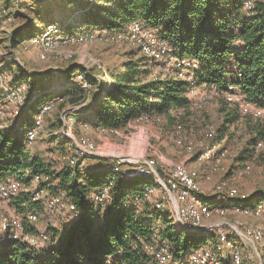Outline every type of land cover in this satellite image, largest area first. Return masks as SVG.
<instances>
[{
  "label": "trees",
  "instance_id": "1",
  "mask_svg": "<svg viewBox=\"0 0 264 264\" xmlns=\"http://www.w3.org/2000/svg\"><path fill=\"white\" fill-rule=\"evenodd\" d=\"M66 1L72 13L75 9H82L83 19L76 22L69 17L58 21L54 16V23H67L64 25L65 31L120 30L127 28L131 22H142L169 44L173 55L197 62L192 70V78L198 89H215L225 95L229 85H233L244 100L264 109V0L253 1V14L244 12L246 0ZM36 3L41 7L36 9ZM47 4L51 3L39 0L29 3L30 8L37 10V15L33 21L26 20L15 26L11 36L13 46L41 30L43 26L38 28L35 22L44 19L41 10L42 5ZM73 4L76 8L71 10ZM23 14L30 17L27 13ZM8 16L12 15H4ZM147 59L144 55L128 59L123 63L122 71L107 72L109 78L105 79L71 62L59 67L65 84L54 82V77L59 74L50 65L41 72H27L17 64L22 75L12 82L27 83L24 93L28 103L27 114L34 115L38 111L37 106H42L54 97L61 96L64 100L69 96L73 103L83 97V101L89 103L87 110L93 111L89 120L97 128H118L130 120L137 121L142 115H149L165 121L173 132L176 125L181 124L187 134L183 115L191 114L194 100L188 94L190 81L173 75L145 78L149 63ZM78 71L86 72L87 80L93 86L89 93L80 86L67 85ZM95 86L98 87L97 93L92 98ZM32 95L36 98L35 105L34 100L29 103ZM225 100V120L219 129L222 131L220 138L224 137L223 131L230 123L239 120L240 114L238 103L232 106L230 104L233 102ZM245 116L249 117L252 135L235 160L247 159L251 155L250 150L257 149L260 140L264 141V120L252 115ZM25 122V118H17V123L10 131L0 129V181L19 177L26 172L32 176L45 174L49 179L35 189H43L48 195L63 193L68 202L74 203L79 216L74 217L70 212L61 216L68 220V224L62 236L54 242L47 231H28L32 224L27 220H24V225L28 234L38 237L40 232H45L47 239L31 243L15 239L0 230V264H154L152 256L144 249V242L152 241L156 234L152 223L161 217L163 210L143 198L144 188L154 183L153 178L145 175L125 177L108 167L115 161L114 158L97 156L88 158L83 169H75L67 163L59 169L50 170L39 163L38 157L31 156L25 136L29 125ZM77 122L75 131L79 132ZM206 136L211 140L216 139L213 130L207 131ZM110 181L106 206L101 207L96 203L93 193ZM255 193L253 197H235V204L239 205L240 202L243 207L249 208L264 206V191L257 190ZM210 199L207 201L212 203ZM46 202V196L36 199L34 189H30L13 195L7 206L19 216L32 210L40 213L37 208L46 214ZM95 207L98 209L95 210ZM157 234L175 249V255L180 258L209 237L207 233L180 228L174 223L160 229ZM50 243L52 246L49 248Z\"/></svg>",
  "mask_w": 264,
  "mask_h": 264
},
{
  "label": "rangeland",
  "instance_id": "2",
  "mask_svg": "<svg viewBox=\"0 0 264 264\" xmlns=\"http://www.w3.org/2000/svg\"><path fill=\"white\" fill-rule=\"evenodd\" d=\"M31 1L32 0H0V129L8 131L14 128L15 122L17 123V118L20 120L25 118V123H28L30 126L25 130V132H27L29 128L34 126L38 114L42 111V106L40 105L37 106L38 111L34 115L31 113L27 114L25 112L28 106L27 102H25L26 106L21 111V106L18 104L19 102L17 99L10 96L8 94L9 92L7 93L9 86H15V89H22V87L26 88L27 86L26 82H19L17 84L12 82L16 77L18 78V75H22L19 74L20 70L17 64H20L27 72H41L45 69L44 67L48 65L55 71L54 69H58L63 65L76 62L86 67L88 72L92 73V75L102 77L104 73L102 68L108 73H117L122 71L125 61L131 58L136 59L143 55L140 48L126 38H122L119 41L115 39L104 41L101 35H97L84 44H78L67 41V34L64 33L56 34L57 32L51 31L46 35L44 33L46 27L57 25L59 29H64V25L67 24L65 23L62 25L60 23H54V16L61 20L72 17V20L76 22H81L83 19L82 9H75L76 6L73 4L70 6L71 10L75 9L72 13V11L68 10L69 8L66 0L54 1L55 3L50 2L51 4L42 5L41 11L44 19L41 22H35L38 28L43 26L41 30L30 38L23 39L17 46H13L11 36L15 26L24 23L26 20L33 21L35 15H37V10H33L29 6ZM96 1L100 2V0ZM35 5L36 9L41 7L37 3ZM253 6L250 8L245 7L244 2V12L246 14H253ZM23 13H27L30 17H26ZM6 14L12 16L4 17ZM87 30L100 32V29H86V31ZM108 30L110 32L115 31ZM63 31L69 33L65 31V29ZM26 41H32V46H25ZM147 60L149 63L146 66L148 70L144 75L145 78L173 75L183 79L180 77L179 71L173 69L171 64ZM58 74V76L54 77V82L65 84L64 79L61 78L62 72H58ZM96 87L97 86H95L92 92V98L97 93L98 87ZM199 91L210 92L209 98L206 101L198 102L197 96H194L191 114L183 115L184 113L182 112V115L185 116V118H183L185 131L189 135L184 133L181 124L176 125L173 132L171 126L163 120L160 121V118L155 120H139L138 118L137 121H128L124 126L110 129L105 128L102 130L103 127L97 128L92 120H89V118L92 117L90 116L92 110H87L89 103L88 101L84 102L83 97L79 98L76 103H73L69 96H66L64 100L62 99L63 97L58 96L49 100L52 102L51 107L42 112L41 122L38 126L36 137L30 143H28L26 139L27 146L31 156L38 157L39 163L50 170L59 169L61 166L66 165L67 162L64 156L68 155L71 150L74 152L73 146L75 144L70 137L65 135L66 127H64V124L66 119H71V115L73 114L74 121L76 122L78 120L79 122H77V128L80 129L79 132H76L75 126V137L79 134H85L94 141L96 145V154L90 155V157L97 156L104 159L114 158L115 161L109 164L108 167L118 162V169L123 172L129 167L136 168V164L142 162L144 159L151 158L154 159L155 166L158 167V170L164 169L161 166L164 163L168 165L172 163H174L172 165H183L189 171L193 168V171H198L197 178L199 185L202 186V194L205 200L211 198L210 200L212 203L208 200L210 204L220 203L219 206L223 207V211L213 208L211 216L202 219L200 226L204 227L205 230L204 232H198L207 233L209 237L199 246L213 241L220 242L218 238H215V234L218 233L219 229L212 226H203V221H205V225H235L240 229H223L225 236L221 238L222 243H220V245L224 247V251L220 255L219 262H217L219 264H233L231 257L232 251L233 249H237L243 255V264H264V244L261 243L264 242V210L263 214L260 215H256L252 212L246 213L243 209L239 208V205L243 206L240 202H238L239 205L235 204L237 203L235 197H245L246 195H251V197H253L257 190L264 191V141L257 149L250 150L251 155L247 159L235 160V157L246 147L247 141L252 135L248 121L249 117L245 115H252L254 118L264 120V109L255 106L251 112L246 114L239 108V120L230 123L227 129L223 131L224 137L220 138L219 135L222 131L219 129L225 120V111H223V107L226 102V97L224 93H218L217 91H210L203 88L199 89ZM32 97L29 99V103H31L30 100ZM75 97L79 96L76 95ZM33 104L35 105L37 102L34 100ZM234 104L236 103L234 102L230 105L235 106ZM15 105L18 107L17 111L20 112H18V116H16L17 112L15 111ZM34 110L35 108L33 111ZM227 110L229 111V109ZM13 111L14 113H12ZM24 112L26 114H24ZM74 114L78 115L76 116ZM84 117H86L87 120ZM179 125L180 130H178ZM211 130L216 133V139L214 140L206 136L207 131ZM182 137H187L190 142L186 141L185 143L183 141L180 143L179 140ZM218 149L226 150V157L219 168L214 173L210 174L208 178L206 177L207 175H205V170L210 163L211 152L203 157H200V155L208 150H211L213 153ZM90 157L85 159L84 167H86V163ZM245 164H248L250 167L246 168ZM123 173L125 174V172ZM19 177L22 179L25 178L24 180L28 178L27 181L29 185L26 182V187L29 188V190L34 189V193L37 191V189H35L37 185L49 179L45 174L32 176L28 172L25 174L21 173ZM222 180H226L227 184L223 193H221L222 196L219 197L215 190V186ZM45 196L47 197L46 214H44V210L37 208L36 210L40 212H37L38 220L32 222V225H29L28 231L33 233H37L39 229L40 231H47L52 242H54L62 236L66 224H68V220L63 219L61 216L71 211L67 209L59 211L57 208H51L52 206L49 205L50 195L44 192L42 198ZM158 199L159 196L154 193L149 199V202L152 201L156 204ZM159 209H162L163 212L160 214L161 217H157L156 221L152 223V227L156 232V234L153 235V241L159 239L157 232L168 225L174 223L177 227H182V223L177 218V214H175L176 212L174 210V213H169L170 209H167V207ZM48 210L51 215L47 214ZM20 217L21 216L12 213L8 206H6L5 218L7 221H15ZM243 226L247 230V234L246 232H241ZM248 229L261 231L263 239L252 241L248 234ZM0 230L3 231V228H0ZM29 235L31 238H36L35 240L38 238L37 236H31L30 233ZM44 235H46L45 239H47V234L45 232ZM31 238L28 237L27 239L30 240ZM48 246L50 248L52 243ZM189 253L185 254L182 258L179 257L178 261H176L177 264L183 263V261L187 259Z\"/></svg>",
  "mask_w": 264,
  "mask_h": 264
},
{
  "label": "bare ground",
  "instance_id": "3",
  "mask_svg": "<svg viewBox=\"0 0 264 264\" xmlns=\"http://www.w3.org/2000/svg\"><path fill=\"white\" fill-rule=\"evenodd\" d=\"M254 0H246L245 1V7H251L253 5ZM66 25V24H65ZM147 25H145L142 22L134 21L131 22L127 28L120 30H115L114 32H110L108 29L100 30V32L96 31H89V30H77L74 33L69 32L65 33L63 28L59 29L56 26L50 25L46 27V30L44 33L48 35L51 31L57 32L56 34H67L66 40L73 43L78 44H84L85 42L91 40L97 35H101L102 39L104 41H109L110 39H115L119 41L122 38H126L129 41H131L133 44H136L143 55L147 57L151 61H155L158 63H169L171 64L172 68L179 71L180 77L183 79H187L190 81V87L188 94L192 97L197 96L198 102L206 101L209 96L210 92H203L198 93L197 85L195 81L192 78V70L197 66V62L191 58H179L171 53V48L169 44L162 39L158 34L152 29H148ZM152 37V44L150 46V39ZM104 71L102 77L109 78V74L107 71L102 68ZM1 75V73H0ZM67 85L69 86H80L83 90L86 92H90L92 89V84L89 83L87 80L86 72L78 71L74 78H72ZM25 87L17 88L15 89V86H9V91L7 90V93L10 96H13L17 99L19 102L18 104L21 106V111L26 106L25 99H24V93H25ZM216 92V90L214 89ZM23 93V94H22ZM225 97L227 101L229 102H235L239 103V108L245 112L246 114L251 112L253 108H255V105L252 103L246 101L243 99L242 95L238 93V91L235 90V87L233 85H229V88L227 91H225ZM35 99L34 97L31 99ZM52 102L47 101L42 105V111L40 114H38V117L35 121L34 126L29 128L26 132V139L28 143L32 142L37 133L38 126L41 122L42 112L48 110L51 107ZM15 111L17 112V115L20 113L17 111L18 107L17 105ZM91 106V105H90ZM19 112V113H18ZM93 112V111H92ZM14 113V111L12 112ZM72 114V113H71ZM73 115V114H72ZM71 115L72 121L68 124V130L65 128V135L70 137L74 142V152H70L68 155H65L64 158L66 159V162L79 169H83L84 167V161L87 157H90V155L96 154V145L92 139L88 135L85 134H79L78 136L74 135V129L76 126V122L74 121L73 116ZM69 118V117H68ZM139 119H150L155 120L159 119V117L155 116H149V115H142ZM64 127H66V122L64 124ZM105 128H102L104 130ZM178 130H180V125L178 126ZM187 137H182L179 141L182 143L183 141L186 143L188 141ZM190 142V141H188ZM263 141H259L257 144V147L261 146ZM179 143V144H180ZM72 144V143H71ZM181 145V144H180ZM84 147V148H82ZM211 152V158L210 163L205 170L206 177L209 178V175L214 173L219 166L221 165L222 161L226 157V150L218 149L217 151L213 152L211 150H208L200 155V157H203L205 155H208V153ZM149 162L152 164H155L154 159L148 158L144 159L142 162L135 165L134 167H129L125 169V174L122 171H119L118 169V162L110 165V168H114L115 172L122 173L125 177H133V176H139V175H145L153 178L154 183L152 185H148L144 188V199H150L151 196L156 193L157 196H159L158 202H156L157 208L167 207V209H170V212H173V210L177 214V218L182 223V227L184 229H188L191 231H199L194 229V227H202L200 226L201 221L204 217H210L213 211V208H217L220 211H223V207L219 206L218 204H210L207 200H205L204 196L202 195V186L199 185L198 181V171H191L187 170L186 167L183 165H168L164 163L161 165L164 169L158 170V171H148L149 169ZM157 163V162H156ZM112 166V167H111ZM161 167V168H162ZM250 166L247 164L246 168H249ZM135 169V170H130ZM170 169L173 170V174L177 177H181L186 182H189V185H179L177 187L171 188L167 181H169L170 177ZM207 178V179H208ZM211 178V177H210ZM110 183H106L103 185L98 191L94 192V199L96 203H99V206L105 207L106 201L108 200L109 196V186ZM226 180H222L215 186V190L218 193L219 197L222 196L221 193H223V190L226 187ZM29 190V188L26 187V181L20 177L13 176L6 180L0 181V228H3V231L7 234H9L11 237L15 239H24L28 240L27 238H31L30 235L25 232V225L24 220H27L29 223L35 222L38 220V213L36 211H28L25 214H23L20 218H18L15 221H7L5 218V208L7 206V202L9 199L16 195L17 193ZM45 190L43 189H37V191L34 193V198L40 199L44 195ZM221 192V193H220ZM184 193H186V196L190 197V200L187 199V197L184 196ZM49 205H51V208H57L59 211L62 210H70L72 216L77 217L79 216V211L75 208V205L73 202H68L66 198L64 197V194L61 193L59 195H50L49 197ZM215 205V206H213ZM98 207V206H97ZM95 207V210L98 208ZM264 206H257L253 208L249 207H243L239 206V208L243 209L246 213L252 212L256 215L263 214V211H261V208ZM166 209V208H165ZM263 210V208H262ZM49 211V210H48ZM48 215H51L50 211L48 212ZM174 213V212H173ZM172 213V214H173ZM183 213L184 216L188 217V222L184 216L181 214ZM174 214V215H175ZM173 216V215H171ZM176 218V220H177ZM208 228V227H206ZM17 229H19V232H16ZM248 234L250 235L252 241L254 240H262L263 235L261 231H255L253 229H248ZM225 233L223 230L218 231L217 234H215V238H218L220 242L213 241L208 244H204L201 246H198L194 250H192L187 259L183 261L181 264H219L220 255L224 251V247L220 245L222 243V237L224 238ZM46 235H44V232H41L37 238H31L30 242L34 243L36 241H43L45 240ZM229 244V243H227ZM144 249L152 256L154 264H177L176 261H178L179 257L175 255V249L166 241L161 240L160 238L155 241H147L144 242ZM237 253V260L240 264H243V255L242 253L237 250L233 249L232 251V262L234 264L235 256ZM217 254V257H216ZM216 257V258H215ZM218 261V262H217Z\"/></svg>",
  "mask_w": 264,
  "mask_h": 264
},
{
  "label": "built area",
  "instance_id": "4",
  "mask_svg": "<svg viewBox=\"0 0 264 264\" xmlns=\"http://www.w3.org/2000/svg\"><path fill=\"white\" fill-rule=\"evenodd\" d=\"M148 29H150V28H148ZM151 44H152V37H151V39H150V46H151ZM25 46H32V41H26ZM34 48H35V47H34ZM197 91H198V93H203V92H205V91H199V89H197ZM70 121H72V118H71V119H66V130H68V124L70 123ZM82 148H84V147H82ZM138 160H140V159H138ZM140 161H141V160H140ZM135 169H138V168H135ZM135 169H130V170H135ZM148 171H158V167H156L155 164H152V163L149 162V169H148ZM167 182H168L169 185H170V189H171V188H174V187H177V186H179V185H189V182H186V181H185L184 179H182L181 177H177L176 175H174L172 169H170V177H169V181H167ZM220 193H221V192H220ZM184 196L187 197V199L190 200V197L186 196V193H184ZM261 211H263L262 208H261ZM181 215L184 216L183 213H182ZM184 218H185L188 222H190V221L188 220V217H187V216H184ZM203 226L217 227V228L220 229V230H223L224 228H238V227L235 226V225H228V226H227V225H224V224H219V225H205V221H203ZM238 229H240V228H238ZM16 232H18V233L20 234L19 229H17ZM241 232H246V234H247V230L245 229L244 226L242 227ZM261 243L264 244V242H261ZM261 243H260V244H261ZM250 245H251V244H250ZM234 264H240L239 261L237 260V253H236V256H235Z\"/></svg>",
  "mask_w": 264,
  "mask_h": 264
},
{
  "label": "water",
  "instance_id": "5",
  "mask_svg": "<svg viewBox=\"0 0 264 264\" xmlns=\"http://www.w3.org/2000/svg\"><path fill=\"white\" fill-rule=\"evenodd\" d=\"M39 1H43V2H52L54 0H39ZM194 229L199 230V231H204L205 228L204 227H194Z\"/></svg>",
  "mask_w": 264,
  "mask_h": 264
},
{
  "label": "crops",
  "instance_id": "6",
  "mask_svg": "<svg viewBox=\"0 0 264 264\" xmlns=\"http://www.w3.org/2000/svg\"><path fill=\"white\" fill-rule=\"evenodd\" d=\"M57 20H58V21H61V19H59L58 17H57ZM57 68H58V67H57ZM54 70H55L57 73H58V72H61V71H60V68H58V69H54ZM139 118H140V117H139ZM139 120H140V119H139ZM203 232H204V231H203Z\"/></svg>",
  "mask_w": 264,
  "mask_h": 264
}]
</instances>
